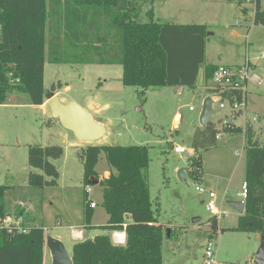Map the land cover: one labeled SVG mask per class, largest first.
<instances>
[{"label": "rangeland", "instance_id": "374dc122", "mask_svg": "<svg viewBox=\"0 0 264 264\" xmlns=\"http://www.w3.org/2000/svg\"><path fill=\"white\" fill-rule=\"evenodd\" d=\"M262 4L264 7V0ZM135 6L142 14L153 8L154 19L159 22L207 25L206 64L239 67L249 63V77L257 76L263 82L262 85L249 82L246 108L237 123L245 128V123L250 122L264 140V25L253 21V0H137ZM48 59L47 50L46 94L55 86L54 91L60 92L58 96L63 103L83 102L105 128L100 138L83 143L84 147L103 144L148 147L151 199L158 220L164 224L167 234L169 231V238L165 236L162 245L163 264H207L205 250L209 239L215 244L216 264H257L254 259L263 236L259 232L235 230L240 213L228 203L241 200L239 192L246 169L244 133L223 132L210 149L192 146L196 131L204 128L200 114L207 96L203 86L205 65L200 69L196 87H150L142 95L143 89L123 84L120 64L96 61L51 64ZM13 96L19 101L16 107L0 106V184L9 187L6 208L14 213V199L23 198L29 189L30 197L37 203L31 221L36 216L35 225L43 226L46 236L61 233L64 237L61 241L70 253L76 241L68 226L79 227L83 223L86 185L82 149L71 146L70 142H77V138L52 116L49 108L38 109L26 93L13 92ZM226 111L228 107L221 109L215 104L211 121L217 128L228 125L224 122L228 118ZM229 118L234 123L233 117ZM30 145L64 148L62 157L51 160L60 172L57 185L43 189L29 185L31 172L44 174L28 163ZM175 146L186 148V152L176 153ZM194 156L202 159L201 177L199 173L197 178L194 172L181 181L179 170L188 167L189 158ZM96 169L101 175L111 172L105 153L101 154ZM90 185L89 194L98 201V216L104 217L107 213L101 205L103 189L99 184ZM197 187L213 191L217 207L229 213L221 219L213 238L209 237L207 226L212 217L206 207L208 195L197 191ZM194 218L201 219V230L181 226L193 225ZM4 223L10 224V221ZM106 233L107 230L96 228V235ZM44 264H54L48 252Z\"/></svg>", "mask_w": 264, "mask_h": 264}, {"label": "trees", "instance_id": "16d2710c", "mask_svg": "<svg viewBox=\"0 0 264 264\" xmlns=\"http://www.w3.org/2000/svg\"><path fill=\"white\" fill-rule=\"evenodd\" d=\"M136 1L0 0V105L13 92L28 94L33 105L46 102L47 50L51 64H120L123 84L143 89L142 95L150 87H196L200 69L205 65L206 95L215 94L216 90L208 86L220 66L205 63L207 25L156 21L153 8L142 14ZM254 2L253 21L264 25L262 0ZM221 95L240 103L247 101V93L237 89ZM241 113L227 114L230 126L225 128H217L213 121L199 128L192 146L210 149L216 145L218 133L245 132L244 181L248 194L245 212L239 215L235 230L264 236V140L248 121L244 130L231 124L229 117L236 119ZM82 152L84 183L87 187L91 181H98L103 189L102 206L108 214L106 223L92 224L94 208L86 192L83 225L109 232L75 242L73 264H163L162 245L167 233L151 199L148 147L88 145ZM102 153L111 166L107 177H101L96 169ZM63 154L60 145H30L28 163L44 174L31 172L29 185L37 189L57 185L60 172L51 160ZM188 168L190 175L195 172L197 178L199 173L201 177V157L189 158ZM8 189L0 184V264H44V227L25 220L20 226L4 223L12 215L5 204ZM208 226L209 237L213 238L219 230L215 217L208 220ZM123 230L126 242L117 245L110 233Z\"/></svg>", "mask_w": 264, "mask_h": 264}, {"label": "water", "instance_id": "95a60500", "mask_svg": "<svg viewBox=\"0 0 264 264\" xmlns=\"http://www.w3.org/2000/svg\"><path fill=\"white\" fill-rule=\"evenodd\" d=\"M55 86L52 91L47 93V105L54 118H57L62 126L72 131L80 142L89 143L104 134V126L94 119L83 102L69 101L63 103L59 96L55 93ZM142 109V107L138 108ZM214 113V101L210 95L204 98L202 111L200 114V124L205 127L211 121ZM179 179L185 181L190 177L189 168L184 167L178 172ZM91 184H98V181H91ZM229 205L241 214L245 212V201H229ZM200 218H194L193 222L197 223ZM169 237V231L167 234ZM46 246L51 251L54 264H73V257L68 252L65 244L58 238L47 236ZM254 262L264 264V236L262 244L255 255Z\"/></svg>", "mask_w": 264, "mask_h": 264}, {"label": "built area", "instance_id": "2783aa9c", "mask_svg": "<svg viewBox=\"0 0 264 264\" xmlns=\"http://www.w3.org/2000/svg\"><path fill=\"white\" fill-rule=\"evenodd\" d=\"M254 2V0H253ZM264 56V54H263ZM252 81L257 85H262V80L259 79L257 76L249 77V63L245 64L244 66L239 67H229V66H220L218 70L215 72L213 78L209 82L208 88H212L216 90L215 94L210 95L214 101V106L216 103H218L219 107L221 109H225L228 107L229 112H235V111H242L244 108H246V101L245 99L240 103L236 99H229L228 97H224L221 95V93L227 91V90H241L243 93H247L248 91V84ZM191 110H194L193 107H190ZM225 124H229V120H224ZM217 139H221L222 133L217 134ZM174 151L176 153H185L186 148L182 146H175ZM197 191L201 193H205L208 195V201H207V210L210 212V214L215 217V219L219 222L223 217H226L229 215L227 211H224L217 207L216 204V194L213 191H208L203 187H197ZM87 192L91 191V185H87L86 187ZM248 194V186L247 182H243L241 191L239 192V195L241 197V200L245 201ZM91 206L94 208L96 207V203L91 202ZM5 221V220H4ZM19 221H21V218H19ZM19 224H6V225H19ZM22 228V227H19ZM24 232H26V229H21ZM72 238L74 240H82L84 239L82 229L75 226L70 227ZM111 238L113 242L117 245L125 244L126 242V233L125 231H113L111 234ZM213 239L208 240V244L205 250L206 254V263L207 264H216V261L214 259L215 255V244L212 241Z\"/></svg>", "mask_w": 264, "mask_h": 264}, {"label": "crops", "instance_id": "0c3cea01", "mask_svg": "<svg viewBox=\"0 0 264 264\" xmlns=\"http://www.w3.org/2000/svg\"><path fill=\"white\" fill-rule=\"evenodd\" d=\"M254 5H255V2H254ZM255 8V7H254ZM253 17H254V15H253ZM179 24H188V23H179ZM44 83H45V75H44ZM182 88V87H181ZM57 95H59V91H56L55 92ZM11 96V97H10ZM12 99V100H11ZM17 102H19V101H17V98L15 97V96H13V93H11L9 96H8V99H7V101H6V103L5 104H1L0 106H4V107H7V108H13V107H16L17 105H18V103ZM38 109H42L43 111H46V109L47 108H49L48 107V105H47V96H46V102L44 103V104H42V105H35ZM228 113H231V112H229V111H226V114H228ZM241 117V115L238 117V118H236V119H233V122L237 125V126H239V127H242L243 128V126H241V125H239L238 123H237V120L239 119ZM183 120V119H182ZM243 130H244V128H243ZM244 133V138H245V132H243ZM234 134H236V133H234ZM230 135H233V134H230ZM227 141H229V140H227ZM226 141V142H227ZM84 142H80L79 140H77V142H70V144H71V146H75V147H77V148H80V149H83L84 148V144H83ZM86 145V144H85ZM100 174V173H99ZM110 174V173H109ZM100 176L101 177H106V176H109V175H101L100 174ZM11 178L15 181L16 179L14 178V176H11ZM26 181H27V177H26ZM25 184V183H24ZM16 187V186H15ZM28 191H29V193L26 195V196H24L23 198H21V197H17L16 199H14V204H15V212L14 213H12L11 211H9V212H11V216H9L4 222H6V221H10V223H14V224H19V223H23L24 222V220H25V222L27 223V224H30V225H35V223H37V221H35L36 220V216L34 217V220H32L31 221V219H33V213L32 212H34V211H36V208H37V203H35L34 201H33V199H32V197H30L31 196V194H30V190L28 189ZM87 192V191H86ZM103 192V191H102ZM86 195V194H85ZM87 195H88V197H89V199L92 201V202H96V207H94V212H93V216H92V219H91V222H92V224H96V225H99V224H104V223H106L107 222V220H108V214H106V216H104V217H100L99 218V214H98V211H97V206H98V201H95V198L93 197V195H90L89 194V192H87ZM102 197H103V195H102ZM84 198L85 197H83V209H82V213H83V217H84ZM102 201H103V198H102ZM101 205H102V202H101ZM103 207V206H102ZM104 208V207H103ZM105 210V209H104ZM105 212H106V210H105ZM66 213L67 214H69V212H67L66 211ZM107 213V212H106ZM15 217V218H14ZM19 218H21V221L22 222H20L19 221ZM81 221H83V218H82V215H81ZM221 221V220H220ZM220 221L218 222V224L220 225ZM160 222V221H159ZM161 223V222H160ZM82 225H83V223H81ZM161 224H163V223H161ZM82 225H77V226H79V227H77V228H79L80 230L82 229ZM71 226H73V225H69L68 226V229L70 230V227ZM181 226H183V227H188V228H192V229H194V230H201L202 228H203V226L202 225H200L199 224V221L197 222V223H194L193 222V225H181ZM208 226V225H207ZM76 227V226H75ZM84 229H86L85 227H84V225H83V229H82V232H83V236H84V238H94L95 236H96V234H95V232H96V228H92V229H89L88 228V230L87 231H83ZM109 232V231H108ZM126 233V232H125ZM112 234V232L110 233V235ZM70 235H71V237H72V234H71V230H70ZM45 237H47L46 236V232H45ZM55 238H58V239H60V240H62L63 241V239H64V237H63V235L61 234V233H57V235H55ZM73 239V238H72ZM73 241H76L77 242V240H74L73 239ZM78 241H80V240H78ZM73 248V247H72ZM47 252L48 253H50V255H51V251L47 248V246H46V241H45V256H44V262H45V258H46V255H47ZM70 254H72V251L70 252Z\"/></svg>", "mask_w": 264, "mask_h": 264}]
</instances>
